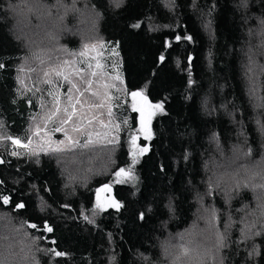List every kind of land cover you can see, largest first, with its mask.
Returning a JSON list of instances; mask_svg holds the SVG:
<instances>
[{"label": "trees", "instance_id": "obj_1", "mask_svg": "<svg viewBox=\"0 0 264 264\" xmlns=\"http://www.w3.org/2000/svg\"><path fill=\"white\" fill-rule=\"evenodd\" d=\"M36 1L0 0V191L25 204L15 209L0 201V262L264 264V234L253 235L264 231V189L255 186L264 183L257 174L264 172V0ZM37 3L43 11L30 16ZM54 18L65 21L57 30ZM97 41L104 46L79 56L84 44ZM64 60L77 67L91 62L89 71L106 74L102 83L115 84L112 116L105 108L99 119L119 130L105 138L95 135L109 132L98 120L84 132L69 127L79 145L88 132L94 143L40 151L49 137L65 139L53 131L58 120L45 128L49 91H59L63 106L72 83L83 87L74 74L71 82L55 74L52 84L44 82L43 71ZM140 89L153 104L164 101L150 139L139 135L129 95ZM132 135L149 149L134 165ZM8 136L31 137L37 154ZM112 137L114 144L107 142ZM121 167H131L137 180L115 183ZM105 184L122 208L96 207ZM44 222L54 231L30 227ZM218 233L226 243L219 249ZM39 236L46 239L33 240ZM181 244L192 255L178 261Z\"/></svg>", "mask_w": 264, "mask_h": 264}, {"label": "snow or ice", "instance_id": "obj_2", "mask_svg": "<svg viewBox=\"0 0 264 264\" xmlns=\"http://www.w3.org/2000/svg\"><path fill=\"white\" fill-rule=\"evenodd\" d=\"M121 0H116L117 6H119ZM132 27H140L139 24H134ZM182 38L191 40V36L181 37L180 35L175 36L176 41H180ZM105 42L97 41L96 43H86L83 45L84 50L79 53L80 57H85L87 55V50L89 49H96L97 47L102 48ZM118 47V44L116 45ZM114 55H119L116 52V48L111 49ZM73 55H76L73 53ZM160 61L163 62L165 57L161 55L159 57ZM42 64L44 63L43 60L40 61ZM76 61L73 60H64L61 63L56 64L55 66L49 67L47 70L43 71V75L45 77V83L52 84L53 81L50 78L53 74L57 77H62L65 81H69L70 75L74 74L75 76L79 77L80 82L82 83L83 87L81 88L76 83H72L71 88L68 89L67 92V103L65 105H61L60 101V93L57 90L56 92L49 91L48 95L53 97V106L51 110L45 116V128L47 127V122H51L54 120H58L59 126L55 127L53 131L55 132H63L65 139L60 141H52L51 138L47 140L46 144H41L39 146L40 151H52V152H62L65 150H70L72 147L79 145V141L74 139L71 135H69V127L73 132H84L88 126H91L94 121H99L100 125L103 128L109 129V132L100 133L96 132V136L103 135L107 138L110 135L112 130H119V125L114 124L111 119H109L108 123L105 124L102 119H99L100 115H103L102 109H107V114L109 117L112 116V101L115 99L109 92L110 88H114L115 84H108L102 83L105 73L98 72L96 70L89 71L93 69V64L91 62H87L86 67H77ZM5 65L0 64V68H3ZM103 67L99 63V61L95 64V69L99 70ZM251 71V68L249 69ZM113 80H122L120 75H116L112 77ZM24 82L21 81V84ZM89 94V95H86ZM132 99V108L134 111L139 112L140 114V128L138 132L144 135L145 139L151 138V130H150V123L152 117L157 113H163L164 111V101H159L153 104L149 101L148 96L146 95V89H140L138 91H131L129 93ZM94 98V99H93ZM99 113V114H97ZM2 123V122H0ZM126 123V121H125ZM259 123V122H258ZM262 130H264V125H261ZM41 129L39 126L37 130L32 133L33 136H39ZM93 133H86V140L83 145H79L81 147H88L92 143H94L92 139ZM4 139L11 140L13 145H17L26 149L32 155H36L37 151L31 147L33 141L32 138L29 136H25L24 139L19 137L13 138L11 136L4 137ZM43 139V138H42ZM139 139L138 135H132L130 143L132 146V163L133 165L137 163V156L142 155L149 151L147 147H141L137 144ZM108 143L114 144L116 143V138L112 137L111 139L107 140ZM53 143L56 145L53 147ZM251 149L248 150L247 154H250ZM13 156L20 155L19 152L13 151L11 153ZM4 161L0 159V163ZM261 175V178L264 179V172L257 173ZM137 180V177L133 174V169L131 167L119 168L118 171L115 172V183L122 184L125 182H134ZM3 181L0 180V185H3ZM247 186V185H245ZM261 189H264V183H260L255 185ZM112 185L105 184L103 187L97 189V204L96 207L103 210L105 207L107 208H115L120 209L123 207V204L116 200L114 197H106L103 201L101 200L100 193H111ZM0 201H2L3 205L13 204L15 209H23L25 204L23 201L14 202L12 199V193L5 194L3 191H0ZM140 218H144V213H140ZM86 220H89V217L85 216ZM90 223H94L93 220H89ZM32 229L40 228L41 231H46L51 233L54 231L53 227L48 225L47 222H44L43 225H37L32 223L30 225ZM251 227H255L252 225ZM264 231L261 232H254L253 235H262ZM46 239V237L39 236L33 237V240H40ZM55 243V241H53ZM225 238L223 234L218 233V240H217V249L221 247H225ZM180 255L177 257V260L180 261L182 258H188L192 255V249L187 247L186 245L181 244L180 246ZM46 251L51 252L55 257H61L67 255L66 252L59 251L57 249H47ZM253 252H256V249H253ZM114 259V258H113ZM212 260H216V256L212 254ZM2 264V262H0ZM33 264H38V262L33 261ZM222 264V262H221Z\"/></svg>", "mask_w": 264, "mask_h": 264}, {"label": "rangeland", "instance_id": "obj_3", "mask_svg": "<svg viewBox=\"0 0 264 264\" xmlns=\"http://www.w3.org/2000/svg\"><path fill=\"white\" fill-rule=\"evenodd\" d=\"M34 1H36V0H34ZM37 2V1H36ZM36 6L37 7H35V6H33V7H30L29 9H28V14L30 15V16H34V15H36V16H38V14H39V12L40 11H43V7H41L42 5H40L39 3H37L36 4ZM58 5H56V7H57ZM46 8V7H45ZM41 9V10H40ZM54 10H56V11H54ZM72 10H74V9H72ZM47 14L48 13H50L49 12V10H44ZM51 11L53 12V15H54V17L55 16H57V15H55L56 13H57V11H58V9H54V8H51ZM69 12V11H68ZM51 14V13H50ZM52 15V14H51ZM27 19V18H26ZM55 20H57L56 22H54V26H53V28H54V30L56 29H59V28H61V22H65V21H63V19H59V18H54ZM59 34V33H58ZM131 97V96H130ZM131 103H132V99H131ZM137 112V111H136ZM158 113V112H157ZM137 114H138V125H139V128H140V114H139V112H137ZM149 127H150V125H149ZM139 135L141 136V137H144V135H142V134H140L139 133ZM145 138V137H144ZM112 197V195H110V194H108V193H100V197H101V200L103 201L106 197ZM96 200H97V196H96Z\"/></svg>", "mask_w": 264, "mask_h": 264}]
</instances>
